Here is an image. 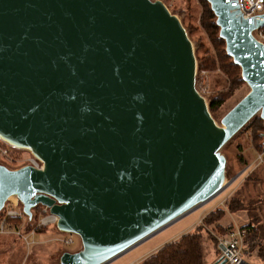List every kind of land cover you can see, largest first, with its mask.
Listing matches in <instances>:
<instances>
[{"label": "water", "instance_id": "95a60500", "mask_svg": "<svg viewBox=\"0 0 264 264\" xmlns=\"http://www.w3.org/2000/svg\"><path fill=\"white\" fill-rule=\"evenodd\" d=\"M206 1L248 86L220 125L161 0H0V139L43 163H0V210L10 195L28 219L47 206L80 242L60 264H103L209 198L221 146L254 114L264 124L263 44L229 2Z\"/></svg>", "mask_w": 264, "mask_h": 264}, {"label": "rangeland", "instance_id": "374dc122", "mask_svg": "<svg viewBox=\"0 0 264 264\" xmlns=\"http://www.w3.org/2000/svg\"><path fill=\"white\" fill-rule=\"evenodd\" d=\"M165 6L168 8L170 12L175 14L179 20L184 24V26L188 25H196L197 18L199 14V5L197 0H161ZM193 23V24H192ZM190 40L193 46V52L195 49L196 41L200 42V38L203 48L197 50L199 58H201L204 53L203 51L207 47L213 53V46L210 42H207L206 37L202 33L201 30H194L190 34ZM195 53V52H194ZM195 55V54H194ZM239 67V66H238ZM195 70H200L195 67ZM207 73V85H208V94L205 96V100L208 103L209 98L212 94L216 91H224L227 90L230 84V79H228L227 75L219 68L218 65L215 66L214 69H205ZM240 71V69H239ZM198 72V71H197ZM198 76L195 75V79ZM248 91L247 84L243 81L242 83L238 84L231 90V94L227 96L220 106L214 112V120L215 122L220 125L221 117ZM257 115V114H255ZM246 124L241 126L235 136H233L227 143L221 146L220 152L225 155L226 165H225V179L223 184L227 185V187L223 190L222 193L218 194L217 192L219 189L211 195L206 200L199 202L195 206L198 207L195 210L191 211L187 215H184L182 218L177 220L176 222L172 223L171 225L160 229L153 233L151 236L147 237L143 241L133 245L120 255L109 259L108 261L104 262L103 264H135L140 259H133L134 257L138 256L145 250L153 247L163 239H165L170 234L178 231L179 229L185 227L192 222H195L200 214L205 213V216L213 211L215 208L222 207L224 212L217 218L213 216L209 222H205L204 219L200 223V233L202 239V250L204 254V263L208 264L211 263V259L213 256L214 258L217 257L214 251V241L216 235H222L224 232L221 228H226L228 225H237L240 226L247 222L251 217L255 216L254 219H260L264 222V164L257 160V152L253 150V140L250 138V130H246ZM6 145L4 141L0 139V145ZM264 144V139L262 141V145ZM263 147V146H262ZM10 154L13 153H21L22 150L20 148H15L10 146ZM243 155L244 158L250 157L249 163L250 167L234 182L231 183L234 176L239 173L242 168L246 165L237 163L236 156ZM256 157V158H255ZM8 157H1L0 155V163L4 164L8 168H16L19 164L18 162L11 163L9 162ZM227 197L232 194V196L238 197L242 200L244 204V208L242 210L234 211L233 213L228 211L225 206L217 205V201L221 195L225 194ZM211 198V199H210ZM210 200L207 202V200ZM219 199V200H218ZM217 205V206H216ZM193 206V207H195ZM32 212V210H31ZM40 209L38 211V207L35 208L32 212L33 219H30L32 225L34 221L37 219ZM26 217V216H25ZM25 217L21 219L22 223L25 221ZM170 223V222H169ZM168 223V224H169ZM30 225V228L31 226ZM167 225V224H166ZM165 226V225H164ZM20 228L21 224H17V226L9 227L11 231H15L16 228ZM53 234L55 240L53 242H47L44 244L35 245L34 248L30 252H27L28 255L25 260L21 264H59V254L61 251L66 249H75L76 247H80L79 239L75 236V243L72 245H65L60 242V239L64 236V233L59 231L55 226H53ZM195 227V226H194ZM193 227V228H194ZM234 227V226H233ZM24 227L25 234L28 233L30 230ZM58 233L56 232V230ZM159 230V229H158ZM192 230V229H191ZM23 231V230H22ZM24 232V231H23ZM8 233V232H7ZM18 237L14 232H9ZM56 233V234H55ZM52 236H49L51 238ZM20 238V237H19ZM31 238V237H30ZM21 239V238H20ZM29 240V238H28ZM28 249V247H27ZM28 251V250H27ZM69 251V250H67ZM53 254V255H52ZM52 255V256H51ZM246 257V256H245ZM132 259V260H131ZM130 260V261H129ZM215 260V259H214ZM246 261L249 263L256 264L257 261L254 258V255H250L245 258Z\"/></svg>", "mask_w": 264, "mask_h": 264}, {"label": "trees", "instance_id": "16d2710c", "mask_svg": "<svg viewBox=\"0 0 264 264\" xmlns=\"http://www.w3.org/2000/svg\"><path fill=\"white\" fill-rule=\"evenodd\" d=\"M197 2L199 5L197 24L194 25L192 23L193 26H184L182 22L181 24L185 28L189 39V34L192 31L201 30L206 37L207 42H210L214 49L212 53L209 48L207 49L206 47L203 51L204 55L199 58L196 49L199 50L203 48L201 47L202 40L200 38V42L196 41L194 49L196 67L197 69L208 70L214 69L215 66L218 65L219 68L227 75L228 79H230V84L227 90L216 91L208 100V110L214 118L213 115L215 110L220 106L223 100L231 94V90L238 84L242 83L243 80L240 77L238 65L232 61V58L226 54L224 50V41L218 35V26L215 23V16L211 11L208 2L206 0H197ZM245 124L246 130H250V138L253 140V150L260 152L263 146L262 141L264 134V124L262 119L258 114H254ZM238 132L236 131L235 133L238 134ZM235 133L225 143L235 136ZM236 160L237 163L246 165L249 163L250 157L248 156L247 158H244L243 155H238L236 156ZM262 163L264 164V151L262 153ZM224 206V208L230 212L242 210L244 208L242 200L238 197L232 196V194L225 199ZM37 207L39 211L40 205H36L31 208L32 212ZM223 210L224 209L222 207L215 208L203 217L204 221L209 222L213 216L218 218L224 212ZM33 217L35 216H32L30 219L34 220ZM254 218L255 216L240 225V227L247 229L243 238V257L245 259L250 255H254V258L257 261L256 264H264V222L260 219ZM30 219L25 217L24 222L26 230L30 228V225H32V221ZM19 223H22L21 218L19 217H9L7 219L8 227L17 226ZM230 227L231 225H228L225 229L221 228L223 230L222 232H226V230ZM200 230L199 225L195 226L192 230L182 233L177 238L163 244L154 252L150 253L135 264H205ZM213 246L215 253L218 256L217 250L215 249V241ZM77 249L78 247L70 249L69 251H75ZM61 253L62 251L60 254Z\"/></svg>", "mask_w": 264, "mask_h": 264}, {"label": "built area", "instance_id": "2783aa9c", "mask_svg": "<svg viewBox=\"0 0 264 264\" xmlns=\"http://www.w3.org/2000/svg\"><path fill=\"white\" fill-rule=\"evenodd\" d=\"M229 2L230 6L233 10L237 11V14L240 18L245 19L248 24H252L253 28L251 29L252 36L259 42L263 44L264 47V0H225ZM262 22V23H258ZM196 69V68H195ZM198 71V72H197ZM195 75L198 76L195 79L194 77V86L197 92L205 98L208 94V85H207V73L204 69L195 70ZM10 145H0V155L1 157H8L9 162L11 163H19L17 167L23 165H30L34 168L41 169L43 167L42 160L38 157L30 153L25 149H19L23 152L21 153H11L10 154ZM264 151V144L262 150L257 152V160L262 162V153ZM256 158V157H255ZM250 167V163H248L242 170L237 173L233 180L234 182L237 178L242 176L244 172ZM228 185V184H227ZM227 185L223 184V186L217 192L218 194L222 193L223 190L227 187ZM219 201H217V205L224 206V201L227 198L226 193L221 195ZM211 199V198H210ZM208 199L207 202L210 200ZM212 200H210L211 202ZM216 205V206H217ZM197 206V205H196ZM195 207H192L184 214L191 212ZM37 219L34 221L33 225L31 226L30 230L26 235L18 230V227L15 231H11L7 225V219L9 217H19L24 218L26 215L21 210V205L14 195H10L4 202L2 209L0 210V234L7 233V232H14L18 237L22 238L23 240H27L29 236H31L37 228L52 225L55 226L57 216L48 211V207L45 205H40V212ZM180 215L179 217H181ZM205 213H201L198 217L196 223L193 224L194 226L200 225L202 222ZM177 217V218H179ZM175 220V219H174ZM24 222V221H23ZM172 222V221H171ZM22 224V223H21ZM234 226V227H233ZM226 230L222 235L215 236V249L217 250L218 256L225 259V264H241L245 259L243 257V238L246 234L247 229L233 225ZM64 236L60 239V242L65 245H72L75 243V236H78L72 232H63Z\"/></svg>", "mask_w": 264, "mask_h": 264}, {"label": "crops", "instance_id": "0c3cea01", "mask_svg": "<svg viewBox=\"0 0 264 264\" xmlns=\"http://www.w3.org/2000/svg\"><path fill=\"white\" fill-rule=\"evenodd\" d=\"M196 208H198V207L195 206V208L193 210H195ZM189 213H190V211H189ZM202 213H203V211H202ZM187 214H184V215H187ZM184 215H182L179 218H176L175 220L172 221V223L176 222L177 220L182 218ZM196 221L192 222L191 224H188L185 227L179 229L178 231L170 234L165 239H163L162 241H160L159 243H157L153 247L145 250L144 252H142L138 256L134 257L133 259L136 260L138 258V259L142 260L144 257H146L150 253L154 252L156 249H158L163 244H165V243L177 238L180 234L185 233V232L190 231L191 229H193L192 226H193L194 223H196ZM172 223L170 222L169 224L163 226L162 229L167 227V226H169V225H171ZM24 227H25V222H23L21 224V227L18 228V230H20L22 233H25ZM53 229H54V227L52 225H48V226H43V227L37 228L34 231V233L31 236H29V240L28 241L27 240H23L22 238L20 239L19 237H15V235H13L12 233H9V232L0 234V264H21L25 260V258L27 257V255H28L27 252L31 253V250L34 248L35 245L37 246L39 244H44V243H47V242H53L55 240L54 235H51V234H53V232H52ZM162 229H159L157 231H160ZM157 231H155V232H157ZM56 232L58 233L57 230H56ZM49 236H52V237L49 238ZM143 240H141V241H143ZM27 247H28V249H27ZM66 250H70V249L68 248ZM63 251H65V250H63ZM214 257L215 256L212 257L210 262L214 261V259H215ZM58 263H59V261H58ZM127 263H125V264H127ZM208 264H210V263L208 262Z\"/></svg>", "mask_w": 264, "mask_h": 264}, {"label": "bare ground", "instance_id": "6f19581e", "mask_svg": "<svg viewBox=\"0 0 264 264\" xmlns=\"http://www.w3.org/2000/svg\"><path fill=\"white\" fill-rule=\"evenodd\" d=\"M173 221V220H172ZM163 227V226H161ZM160 229V228H159ZM158 229L154 230L153 232H151L150 234H147L146 236H144L143 238H141L140 240L136 241L135 243L131 244L130 246H128L126 249L122 250L121 252H119L118 254H116L115 256L111 257L110 259L116 257L117 255H120L121 253H123L124 251H126L127 249H129L130 247H132L133 245L137 244L138 242H140L141 240L145 239L146 237H148L149 235H151L152 233H154L155 231H157Z\"/></svg>", "mask_w": 264, "mask_h": 264}]
</instances>
